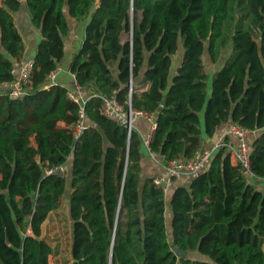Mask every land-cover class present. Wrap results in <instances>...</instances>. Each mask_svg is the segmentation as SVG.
<instances>
[{
	"label": "trees",
	"instance_id": "trees-1",
	"mask_svg": "<svg viewBox=\"0 0 264 264\" xmlns=\"http://www.w3.org/2000/svg\"><path fill=\"white\" fill-rule=\"evenodd\" d=\"M25 1L41 40L27 94L0 93V264H50L66 223L69 264H264V0ZM21 7L0 0V85L25 59ZM69 17L87 21L69 64L90 90L77 140L79 104L61 83L46 86ZM228 50L210 77L205 54L216 64ZM112 96L155 114L149 148L164 163L192 157L228 122L252 130V176L219 149L174 190L170 231L163 188L141 178L144 140L104 114ZM70 161L66 176L45 173Z\"/></svg>",
	"mask_w": 264,
	"mask_h": 264
},
{
	"label": "built area",
	"instance_id": "built-area-1",
	"mask_svg": "<svg viewBox=\"0 0 264 264\" xmlns=\"http://www.w3.org/2000/svg\"><path fill=\"white\" fill-rule=\"evenodd\" d=\"M34 64V58H28L24 59L21 63H18L13 68L12 74L14 79L6 83V91L8 92L10 98L20 99L27 94ZM60 71L61 70L57 68L56 70L50 72L47 78L46 86L59 84L58 77ZM72 76L74 82L73 86L68 88V96L71 100L78 103L80 107L79 118L73 127V137L77 140L88 126L85 105L90 96L83 98L80 95L84 89L77 82L75 75L72 74ZM103 102L104 114L108 118L124 125L127 128L129 135H131L133 129H136V121L143 119L151 123V134L146 140V144L150 154L155 157L156 154H154L149 148L151 135L157 127L155 114L141 110H134L131 105H129L126 109L125 106L122 105L114 96L107 98L104 97ZM226 137L234 138L236 143L232 144L230 141H226ZM222 147H227L231 151L235 162L242 166L245 175L252 176L251 156L254 151L253 132L242 125L231 124L226 135L213 147L203 148L189 158H180L164 163V173L154 177L155 184L161 186L164 193L168 195L170 182L173 179H180L187 176L193 178L196 177L208 168L215 153ZM45 173L47 175L59 174L60 176H66L68 168L66 165L46 167Z\"/></svg>",
	"mask_w": 264,
	"mask_h": 264
},
{
	"label": "crops",
	"instance_id": "crops-1",
	"mask_svg": "<svg viewBox=\"0 0 264 264\" xmlns=\"http://www.w3.org/2000/svg\"><path fill=\"white\" fill-rule=\"evenodd\" d=\"M21 1H22V7L20 11L14 12L13 14H14V18L17 23V26L26 44L25 59L34 58L37 52L38 44L41 40V33H40V30L36 29L31 22L30 15L28 13L27 6H26V1L25 0H21ZM69 23H70V33L65 38L66 55L64 59L61 61V63L59 64V69L61 71L58 77V80H59L58 82L66 86L67 88L73 86L74 79H73L72 73L69 70V64L73 57V54L75 53L77 49H79V47L82 44V41L85 35V26H86L87 21L78 22L74 18L69 17ZM72 24H73V27H72ZM183 54H184V48L180 46L179 52L173 57V73H175V70L180 65ZM229 54H230V50L226 51V53L224 54V56L221 58V60L218 63L216 64L212 63L213 64L212 70H208L210 77L212 76L214 72H216L217 70L221 68V66L226 61ZM6 89H7L6 83L0 85V93L6 91ZM89 94H90V90L88 89L86 90L84 89L80 93V95L83 98L89 97ZM231 124H232L231 122L224 124L218 130L217 134L214 137L212 138L205 137L204 148H211L216 143H218L226 135ZM135 128L136 130H138L142 139L144 140V145L142 146V159H141V166H142L141 178L142 180H145L148 177H155L157 175L164 173V162L162 161L161 158L157 156L155 157L152 156L146 144V140L151 134V123L146 120L140 119L136 121ZM230 142L232 144H235L236 140L234 138H230ZM233 162H235L234 158H233ZM67 167L68 168L71 167V161L69 162ZM192 180H193V177L187 176V177H183L180 179H173L170 182L169 193L168 195H166V198H167L168 204L170 205L169 210L171 212V216H172L171 197H172L174 190L178 186L188 187ZM71 191H72L71 186L68 185L67 193L65 196V202H64L66 206V213L68 215H69ZM45 226H46V230L47 228L51 226L50 219L46 221ZM47 235H48V232L46 231L45 236Z\"/></svg>",
	"mask_w": 264,
	"mask_h": 264
},
{
	"label": "rangeland",
	"instance_id": "rangeland-1",
	"mask_svg": "<svg viewBox=\"0 0 264 264\" xmlns=\"http://www.w3.org/2000/svg\"><path fill=\"white\" fill-rule=\"evenodd\" d=\"M72 27H73V24H72ZM205 64H206L207 70H212L213 64L210 61V57H209L208 53L205 54ZM258 185L262 187L263 183H260ZM169 208H170V205L167 202L168 228L170 227V229H171L172 216H171V212H170ZM62 211H63V213L66 211V206L63 208ZM68 225L69 224L66 223L65 229H63V231H61V233H60L61 234V237H60L61 240H60V243L58 244L60 246V248H59V251L57 252V255H54V256L51 257L50 264H69V260H70L69 257L70 256L68 255V252H67V250H68V245L67 244H68V238H69L68 237ZM61 251H63V252H62L61 255H59ZM190 256L196 257L198 255L196 253H192V254H190Z\"/></svg>",
	"mask_w": 264,
	"mask_h": 264
},
{
	"label": "water",
	"instance_id": "water-1",
	"mask_svg": "<svg viewBox=\"0 0 264 264\" xmlns=\"http://www.w3.org/2000/svg\"><path fill=\"white\" fill-rule=\"evenodd\" d=\"M174 251L179 255H185V252L181 251L178 247H175Z\"/></svg>",
	"mask_w": 264,
	"mask_h": 264
}]
</instances>
